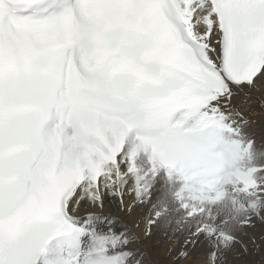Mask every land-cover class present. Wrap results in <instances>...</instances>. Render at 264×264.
<instances>
[{"label":"snow or ice","instance_id":"1","mask_svg":"<svg viewBox=\"0 0 264 264\" xmlns=\"http://www.w3.org/2000/svg\"><path fill=\"white\" fill-rule=\"evenodd\" d=\"M260 87L264 0H0V264H264Z\"/></svg>","mask_w":264,"mask_h":264},{"label":"bare ground","instance_id":"2","mask_svg":"<svg viewBox=\"0 0 264 264\" xmlns=\"http://www.w3.org/2000/svg\"><path fill=\"white\" fill-rule=\"evenodd\" d=\"M254 95L256 97L264 96V87L258 88V90L254 92ZM242 107H246V105L242 104ZM252 108L253 111L250 118L253 124L250 131L255 135L257 146L264 147V108H261L258 103L253 104ZM164 175V173H161V176ZM179 186V182L175 181L174 188H178ZM238 206L239 205L236 204L234 200L218 195L214 198L211 210L221 214L224 218H231L234 214L235 207ZM138 234L142 237L143 230L141 229ZM170 244L171 241L160 233H157L152 241L145 243L144 251L146 253L145 259L147 264H166L165 256ZM186 264H197V257L194 255Z\"/></svg>","mask_w":264,"mask_h":264}]
</instances>
